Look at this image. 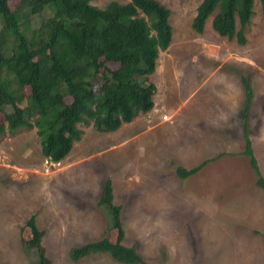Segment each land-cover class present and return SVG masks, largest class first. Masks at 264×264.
Wrapping results in <instances>:
<instances>
[{
    "label": "rangeland",
    "instance_id": "obj_1",
    "mask_svg": "<svg viewBox=\"0 0 264 264\" xmlns=\"http://www.w3.org/2000/svg\"><path fill=\"white\" fill-rule=\"evenodd\" d=\"M112 1L128 0L91 3L104 8ZM158 1L171 10L168 20L173 37L149 75L156 84L153 97H163L164 73L170 68L184 87L182 96L192 90L193 97H214V101L235 97L238 88L243 91L242 77H248L256 98L245 130L264 176V20L260 1L254 2L245 44L214 31L213 14L203 33L193 28V16L202 0ZM9 3L13 10L21 4L19 0ZM47 16L45 11L40 19ZM41 20L35 17L37 26L34 21L28 25L39 27ZM58 50L64 56L72 53L66 42ZM49 54L47 50L34 60ZM108 66L115 69L117 64ZM141 81L145 84L146 78ZM25 91L29 93L30 88ZM157 106L114 132L96 130L92 120L81 123L82 138L60 162L43 156L36 127L0 134V264H31L37 259L35 250L25 249L32 241L28 220L33 215L45 231L43 245L51 264H123L107 253L76 261L70 257L72 247L111 233L110 208L99 206L108 178L113 203L121 206L123 243L134 247L147 264H264V190L257 185L258 171L241 152L246 143L244 149L237 145L235 154L223 153L204 164L199 173L183 178L176 173L177 166L191 168L220 152L214 144L203 150L199 140L191 137L192 130L187 132L184 115H190L189 106L177 125L169 122L168 111ZM208 107L219 114V103ZM244 114L245 110L239 111V118ZM206 116L204 123L214 129V119ZM0 120H4L2 112ZM163 120L168 122H159ZM229 122L225 120L227 125ZM234 132L241 135L237 126Z\"/></svg>",
    "mask_w": 264,
    "mask_h": 264
},
{
    "label": "trees",
    "instance_id": "obj_2",
    "mask_svg": "<svg viewBox=\"0 0 264 264\" xmlns=\"http://www.w3.org/2000/svg\"><path fill=\"white\" fill-rule=\"evenodd\" d=\"M19 1L20 6L13 10L9 0H0V112L4 114L0 134L36 127L43 156L60 162L70 154L74 142L82 138L81 123L92 120L96 130L114 132L154 110L156 84L149 75L156 70L160 52L172 42L168 7L158 0L112 1L104 8L91 0ZM259 1L264 20V0ZM254 2L202 0L192 26L203 33L213 14L214 31L230 40L237 37L239 43L245 44V28L251 22ZM23 8L27 11L23 12ZM45 11L48 16L42 21L40 15ZM35 17L43 22L39 27ZM28 23L36 26L30 28ZM63 42L72 49L66 56L58 50ZM47 50L48 57L34 60ZM110 63L117 67L111 68ZM242 81L249 106L254 95L252 85L246 76ZM67 96H71L70 100ZM245 131L243 154L258 171L257 185L264 190V176ZM206 162L191 169L179 165L176 173L188 177ZM105 205L110 208V235L72 247L70 257L76 261L107 253L123 264H147L134 247L123 243L121 206L113 203L110 178L99 200L100 207ZM28 226L32 241L26 245V252L35 250L38 254L31 264H51L43 245L45 231L38 227L35 215L28 220Z\"/></svg>",
    "mask_w": 264,
    "mask_h": 264
},
{
    "label": "crops",
    "instance_id": "obj_3",
    "mask_svg": "<svg viewBox=\"0 0 264 264\" xmlns=\"http://www.w3.org/2000/svg\"><path fill=\"white\" fill-rule=\"evenodd\" d=\"M208 44L209 42L207 43V45ZM162 73H164L163 70L161 71L160 74ZM164 74L166 76L164 81V83H166L165 85L166 90L165 92H163V97H154L155 105L156 106L159 105L157 107L164 108L165 111H168L166 113L170 114V116L172 117V121H169L172 125L178 124L180 120L178 119L179 116H181V114H183L184 112V109L189 106L188 108H190L191 110H187V111L190 112V115H184L187 122L184 123V125L187 127V132L189 129L192 130V133L190 134L191 137L193 135L194 136L193 138L196 137V139L199 140L198 142L199 146H201L203 150H205L207 144H214L218 147L217 151H219L220 153H216V154L213 153L212 155L214 156L205 159L202 163L207 161L205 163L207 164L208 162L214 161L217 158L223 156V153L225 155L228 153L235 154V152H238V151H234L235 150L234 147L237 145H239L241 149H244L245 146L244 144L246 143L245 129L247 128L248 125V124L246 125L245 123L250 119L249 114H251V105H253V102L255 101L256 97L252 98L249 106L246 104L247 97H246V90L243 81H241L243 86V91H241V87L238 88L237 89L238 93L237 95H235V97H224V98H220V101L219 100L214 101L213 99L214 97H193V92H190L192 90L188 91L191 94V97L190 94L182 96L184 87L180 86L177 74L174 71H172L171 68L170 71H166ZM214 102L219 103L218 115H214L213 109L208 107V105H212V103ZM242 110H245V114L242 117L240 116L241 118H239L238 116L239 111ZM206 115L210 117V120L214 119V127H213L214 129H210L208 125L204 123L207 117ZM200 116L201 118H199ZM225 120L230 121L231 122V123L229 122L230 125H227L225 123ZM237 120L238 123L236 126L240 128V134H241L239 135V137L236 136L234 132V128L236 127L235 122ZM159 122L164 123L168 121L163 120ZM229 128H233V131L229 132ZM208 136L210 137L207 139ZM202 163H200L199 165H202ZM203 166H201V168ZM185 168L191 169L189 166ZM199 170L196 173H199Z\"/></svg>",
    "mask_w": 264,
    "mask_h": 264
},
{
    "label": "built area",
    "instance_id": "obj_4",
    "mask_svg": "<svg viewBox=\"0 0 264 264\" xmlns=\"http://www.w3.org/2000/svg\"><path fill=\"white\" fill-rule=\"evenodd\" d=\"M155 111H158V109H155ZM163 118L164 119H169V116L167 114H163ZM164 121H168V120H164Z\"/></svg>",
    "mask_w": 264,
    "mask_h": 264
}]
</instances>
